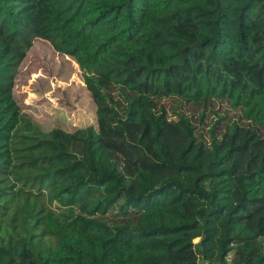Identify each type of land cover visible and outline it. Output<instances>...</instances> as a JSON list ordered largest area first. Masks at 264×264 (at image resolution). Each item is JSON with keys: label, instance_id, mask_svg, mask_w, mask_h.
<instances>
[{"label": "trees", "instance_id": "16d2710c", "mask_svg": "<svg viewBox=\"0 0 264 264\" xmlns=\"http://www.w3.org/2000/svg\"><path fill=\"white\" fill-rule=\"evenodd\" d=\"M35 39L95 125L22 111ZM0 264H264V0H0Z\"/></svg>", "mask_w": 264, "mask_h": 264}, {"label": "rangeland", "instance_id": "374dc122", "mask_svg": "<svg viewBox=\"0 0 264 264\" xmlns=\"http://www.w3.org/2000/svg\"><path fill=\"white\" fill-rule=\"evenodd\" d=\"M14 96L22 111L44 131L95 125V104L77 63L55 52L45 40L35 39L21 62Z\"/></svg>", "mask_w": 264, "mask_h": 264}]
</instances>
